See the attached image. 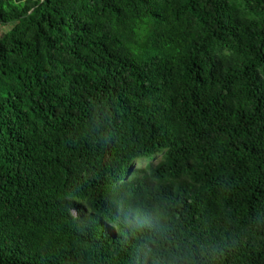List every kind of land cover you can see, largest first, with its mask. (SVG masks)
Here are the masks:
<instances>
[{"label": "trees", "instance_id": "16d2710c", "mask_svg": "<svg viewBox=\"0 0 264 264\" xmlns=\"http://www.w3.org/2000/svg\"><path fill=\"white\" fill-rule=\"evenodd\" d=\"M124 189L264 264V0H0V264H128Z\"/></svg>", "mask_w": 264, "mask_h": 264}, {"label": "clouds", "instance_id": "9594fccd", "mask_svg": "<svg viewBox=\"0 0 264 264\" xmlns=\"http://www.w3.org/2000/svg\"><path fill=\"white\" fill-rule=\"evenodd\" d=\"M110 208L128 264H221L230 250L206 230L194 232L177 205L155 192L118 190Z\"/></svg>", "mask_w": 264, "mask_h": 264}, {"label": "rangeland", "instance_id": "374dc122", "mask_svg": "<svg viewBox=\"0 0 264 264\" xmlns=\"http://www.w3.org/2000/svg\"><path fill=\"white\" fill-rule=\"evenodd\" d=\"M149 162H151V161H149V160H142V161L139 162V167H144ZM152 162H156V161L153 160Z\"/></svg>", "mask_w": 264, "mask_h": 264}]
</instances>
